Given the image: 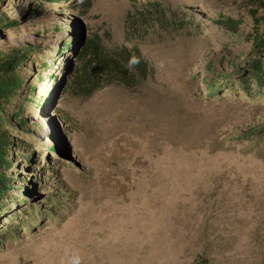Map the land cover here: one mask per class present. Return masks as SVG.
I'll return each mask as SVG.
<instances>
[{
	"label": "rangeland",
	"instance_id": "374dc122",
	"mask_svg": "<svg viewBox=\"0 0 264 264\" xmlns=\"http://www.w3.org/2000/svg\"><path fill=\"white\" fill-rule=\"evenodd\" d=\"M259 1L30 13L4 0L0 57H25L31 104L13 135L0 264H264V81L249 69L264 62ZM66 40L76 51L53 62ZM92 47L125 64L128 84H90Z\"/></svg>",
	"mask_w": 264,
	"mask_h": 264
},
{
	"label": "trees",
	"instance_id": "16d2710c",
	"mask_svg": "<svg viewBox=\"0 0 264 264\" xmlns=\"http://www.w3.org/2000/svg\"><path fill=\"white\" fill-rule=\"evenodd\" d=\"M67 1L69 0H25L24 12L29 11L28 7L31 4L32 11L30 10V13L33 11L37 12L40 9H43L45 6L50 7L64 4ZM3 2L4 0H0V8L3 5ZM259 6L264 10V0L259 1ZM3 21L7 22V25H12L13 23V21H6L0 16V23ZM261 21L263 22V32L255 36L254 50L255 52H258V54L264 55V13ZM228 23H230V21ZM77 47V43H75L73 40L64 41L61 47L57 50V61L54 58L53 62L58 63L59 57L62 58L68 53H72L71 55H73V52L76 51ZM24 58L25 57L21 56L19 53L0 57V215L3 211V208L7 204L5 202L6 200H4V197L11 187L10 181L8 179V171L10 170L9 157H12L13 153V135L22 133L21 131L24 129L26 124V120H24L22 116L26 113V105L31 104L28 98H21L20 96V90L27 84V77H25L23 72L20 71L21 63L23 62ZM86 64L88 68H91V74L94 76L93 81L90 82L94 88L101 87L103 84L100 83H103L101 81H104L107 75L110 78H108V82L105 84L112 83L113 74L115 81L125 82L128 84L126 77L127 68L125 67V64L121 63L119 59L111 55H107L105 53L103 54L101 51H99L98 47H92L89 59L86 61ZM43 65L47 70L51 68L48 61L44 62ZM88 68L86 67L85 74H88ZM249 69L253 72V76L258 82L264 81V62L262 57L258 56L255 58V60L250 63ZM50 77H52V75H50ZM52 79L56 80L57 77L54 76ZM26 87L29 88L30 85L27 84ZM15 122H17V124H15ZM194 264H205V262L200 261L195 262Z\"/></svg>",
	"mask_w": 264,
	"mask_h": 264
},
{
	"label": "bare ground",
	"instance_id": "6f19581e",
	"mask_svg": "<svg viewBox=\"0 0 264 264\" xmlns=\"http://www.w3.org/2000/svg\"><path fill=\"white\" fill-rule=\"evenodd\" d=\"M47 131V130H46Z\"/></svg>",
	"mask_w": 264,
	"mask_h": 264
}]
</instances>
